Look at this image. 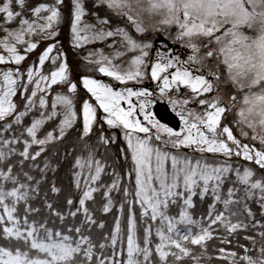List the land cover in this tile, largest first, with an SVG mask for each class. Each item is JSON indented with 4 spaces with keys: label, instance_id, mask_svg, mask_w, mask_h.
<instances>
[{
    "label": "snow or ice",
    "instance_id": "6c2138e0",
    "mask_svg": "<svg viewBox=\"0 0 264 264\" xmlns=\"http://www.w3.org/2000/svg\"><path fill=\"white\" fill-rule=\"evenodd\" d=\"M62 26L92 75L70 76ZM241 231L208 264H264V0H0V264H205Z\"/></svg>",
    "mask_w": 264,
    "mask_h": 264
},
{
    "label": "trees",
    "instance_id": "16d2710c",
    "mask_svg": "<svg viewBox=\"0 0 264 264\" xmlns=\"http://www.w3.org/2000/svg\"><path fill=\"white\" fill-rule=\"evenodd\" d=\"M62 34L60 36V40L63 44V49L65 51L66 54V59H67V63L69 65V74L70 76L76 80L78 77H80L81 75H90L89 72L83 70L80 67V64L83 61L82 57L83 55H85V50H74L72 48L71 45V36H70V28L67 26H62ZM99 45H97L98 47ZM33 59H35V57H33ZM31 61H29L30 63ZM92 75V74H91ZM50 130V129H49ZM118 131V130H117ZM75 140V134L74 133H70L68 136L67 141L64 144H60L57 143L54 146H51L49 148V155L54 152V151H59L61 153V155L64 152L65 147L69 148V150H71L72 145L74 143ZM120 147H126V145L123 143V141L121 140V142L118 145H112L110 152L113 155V159H116V154L118 153V150ZM129 161H130V156H129ZM124 163V157L123 155L119 156V159L117 161L116 164V170L119 172L121 171V165H123ZM68 165H62L61 167H59L58 171L54 174L49 172L48 176L50 178V180L54 179L56 181V184L58 187L61 188H65L70 180V174L68 172ZM254 169L256 168L255 165L252 166ZM111 171V169H110ZM127 168L123 169V180L122 183L124 185L127 186H131L129 184V178L127 175ZM110 182V181H109ZM132 184H134V177L132 179ZM50 195V199L52 200V202L54 204L57 203V201H63L64 195H66V192H62L59 196H53L51 193ZM113 196V202H114V208L112 210V212L108 213L107 215L103 214L101 211L97 210L96 211V217L98 220H103L105 222V229L103 231L105 232H109L111 231V229L114 227L115 224V216L117 215H121V213L118 211V204L117 202H124V198H123V194L122 192H113L112 193ZM41 198H43V192L41 193ZM97 199H100V197L98 196ZM197 199L198 198H194ZM37 206H41L39 204H37ZM206 204L204 205H200L199 203H197V207L195 209V216L196 218H199V213L201 211H203L206 208ZM253 211L257 212V219L259 220V210H258V206L253 205ZM126 217H127V204H126V208L124 211L123 216L121 217L122 220V224L126 223ZM137 217H139V209L137 206ZM243 218V217H242ZM97 231L99 232L100 230L97 229ZM223 232H218L216 233V236H222ZM245 235L246 233L244 231H241L239 235H232L230 237H228V239L231 241V244H221L220 239L219 238H214L211 241H208V247H207V251L205 252L204 255V262L205 264H208L209 261V257L212 258V261L214 262L216 257H217V250L219 247H224L226 250L228 251H237L238 250V245L240 244H244L245 243ZM200 251H203L202 249H196V253L199 254ZM189 264H191V262L189 261Z\"/></svg>",
    "mask_w": 264,
    "mask_h": 264
},
{
    "label": "water",
    "instance_id": "95a60500",
    "mask_svg": "<svg viewBox=\"0 0 264 264\" xmlns=\"http://www.w3.org/2000/svg\"><path fill=\"white\" fill-rule=\"evenodd\" d=\"M155 114L159 120L163 123H168L169 126H172L174 122L178 123L177 119L172 116L171 114H168L167 108L164 106L158 105L155 108Z\"/></svg>",
    "mask_w": 264,
    "mask_h": 264
},
{
    "label": "rangeland",
    "instance_id": "374dc122",
    "mask_svg": "<svg viewBox=\"0 0 264 264\" xmlns=\"http://www.w3.org/2000/svg\"><path fill=\"white\" fill-rule=\"evenodd\" d=\"M163 39V36H160V37H158L157 38V40H156V43L157 44H159V42H160V40H162ZM173 47H175V48H179V45H174ZM85 51H86V54H87V49H85ZM84 66V65H83ZM85 68H86V66H84ZM97 78H102V77H97ZM102 79H104L105 80V82H107V78H102ZM143 86H145V87H149V88H152V87H154L155 85L150 81V80H146L145 82H144V85ZM222 95H223V93H222ZM225 102H227V100H226V98H225ZM158 103H164V102H158ZM166 104V103H165ZM156 105V104H155ZM155 105H153L152 106V112H153V108H154V106ZM170 108V107H169ZM171 110V109H170ZM237 135H239V133L237 132ZM242 218V217H241Z\"/></svg>",
    "mask_w": 264,
    "mask_h": 264
}]
</instances>
